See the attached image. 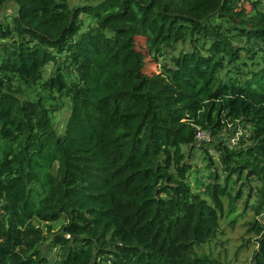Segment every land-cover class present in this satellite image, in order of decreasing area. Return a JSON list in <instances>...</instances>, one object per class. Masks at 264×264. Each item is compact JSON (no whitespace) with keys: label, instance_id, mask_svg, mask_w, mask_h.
<instances>
[{"label":"trees","instance_id":"obj_1","mask_svg":"<svg viewBox=\"0 0 264 264\" xmlns=\"http://www.w3.org/2000/svg\"><path fill=\"white\" fill-rule=\"evenodd\" d=\"M81 1L0 0V264H228L196 247L252 180L264 264V0Z\"/></svg>","mask_w":264,"mask_h":264},{"label":"rangeland","instance_id":"obj_2","mask_svg":"<svg viewBox=\"0 0 264 264\" xmlns=\"http://www.w3.org/2000/svg\"><path fill=\"white\" fill-rule=\"evenodd\" d=\"M72 1L75 4L83 2L81 0ZM247 7L250 8L248 4ZM16 11L17 6L14 3H7L0 10V20L9 19L11 16L15 15ZM82 18L85 24H88L91 21L89 17L82 16ZM136 46L138 47V49L143 50V52L145 53L147 62L146 71L151 75L159 73L160 68L164 64H169L173 55L178 54L181 50L190 48V45L181 42L173 45L172 47H163V55L157 53L158 59H156L152 54L149 53L145 38L137 37ZM51 67L52 65L50 64L48 69L45 71V75L47 77L50 75ZM67 110V107H64L63 112L56 113L57 126L60 130L63 128V124L66 120V117L68 116ZM191 161L193 162V164H195V169L197 168V166L199 168H202L205 165L204 159L202 158L199 150L194 153L193 159ZM238 185H240V183ZM256 186V182L252 180L249 186H245L242 188L243 196L237 203V209L228 214L227 208L225 214L228 215H224L223 218H221L223 219L220 225L222 231L218 233L217 240L213 241L212 243L209 242L196 247L199 252H206L214 256H219L220 258H223L224 260H222L224 262H227L228 264H251L253 260V252L257 248V246L253 242V233H250V230H248L250 227L248 222L251 223L254 220V213L250 206H248L247 209H243V203L248 198L250 189H252V192H256ZM252 200H255V197H252ZM251 203H254V201H252ZM65 223V220H60L53 223L55 233H60L62 230V226ZM39 225L46 230V225L44 223H39ZM248 240H251V242H249ZM50 244L51 242L48 241L44 245L43 252L47 254L46 252L48 251L47 255L51 259H56L58 252H60V249L58 247H51ZM194 252L197 254L195 250Z\"/></svg>","mask_w":264,"mask_h":264},{"label":"built area","instance_id":"obj_3","mask_svg":"<svg viewBox=\"0 0 264 264\" xmlns=\"http://www.w3.org/2000/svg\"><path fill=\"white\" fill-rule=\"evenodd\" d=\"M199 138H200V139H204V138H206V135L203 134V133H200V134H199ZM68 236H69V235H68ZM69 237H70V236H69Z\"/></svg>","mask_w":264,"mask_h":264}]
</instances>
